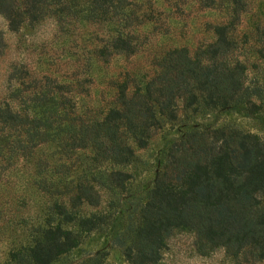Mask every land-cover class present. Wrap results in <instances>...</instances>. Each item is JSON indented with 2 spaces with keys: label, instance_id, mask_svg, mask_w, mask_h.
I'll return each instance as SVG.
<instances>
[{
  "label": "trees",
  "instance_id": "obj_1",
  "mask_svg": "<svg viewBox=\"0 0 264 264\" xmlns=\"http://www.w3.org/2000/svg\"><path fill=\"white\" fill-rule=\"evenodd\" d=\"M201 11L217 14L188 18ZM0 16L10 31L50 18L59 53L71 56L59 76L9 67L0 100V264H64L83 232L111 229L119 215L109 199L101 209L103 190L129 186L135 153L158 119H174L179 107L244 106L255 95L246 67L264 60V0H0ZM137 56L139 68L130 63ZM133 210L112 237L129 264H161L178 228L192 234L197 254L264 259V137L186 132ZM70 264L106 262L98 250Z\"/></svg>",
  "mask_w": 264,
  "mask_h": 264
},
{
  "label": "rangeland",
  "instance_id": "obj_2",
  "mask_svg": "<svg viewBox=\"0 0 264 264\" xmlns=\"http://www.w3.org/2000/svg\"><path fill=\"white\" fill-rule=\"evenodd\" d=\"M86 0H79L83 5ZM217 14L216 11L208 13L200 12L196 16L190 13L188 18L212 19ZM109 26L103 24L102 30L105 31ZM90 29L89 26H81L82 34ZM0 31L5 44L0 51V100L5 94L7 83L6 78L9 67H24L25 65L34 68L37 73L49 71L58 76L64 72L71 61V56L66 52H60L54 39V24L50 18L44 19L39 25L29 28L21 25L17 31H10L6 26L5 20L0 16ZM101 33L100 31H98ZM201 35V33H198ZM43 44L44 46H40ZM116 60V61H115ZM142 58H132L130 63L139 68ZM108 70H117L122 65V58H113L110 61ZM146 68L147 67H141ZM246 82L250 87H255V95L251 96L249 103L232 105L225 109H214L212 111L197 110L179 107L176 117L172 120L159 118L157 128L151 131L144 149L137 150L136 160L131 164L134 170V178L129 186L123 191L109 194L103 190L104 202L101 209L104 210V203L107 199L113 205L109 209L112 215H119L117 222L110 229V222L102 224L96 229L83 232L81 240L76 250L71 251L61 261L70 264L84 256L86 253L101 251L104 253L106 264H129L122 255L120 249L112 243L113 233L119 229L118 222L128 220L134 216V207L143 200L145 190L150 187L154 174L164 160L165 152L170 144L179 140L186 132L191 130H205L223 127L225 129L236 128L243 132L256 134L264 137V60L257 61L256 67H246ZM104 84L98 83L94 91L102 90ZM106 92V89H104ZM97 97V94L96 96ZM159 117V116H156ZM79 170V169H77ZM100 209V210H101ZM98 210V208L96 209ZM82 213L88 210L82 208ZM43 224V222H41ZM193 236L185 229H175L169 238L165 240L162 248L161 264H264V259L258 261L241 262L231 260L225 256L221 249H212L204 255L194 252L192 246ZM3 250L0 244V255Z\"/></svg>",
  "mask_w": 264,
  "mask_h": 264
}]
</instances>
